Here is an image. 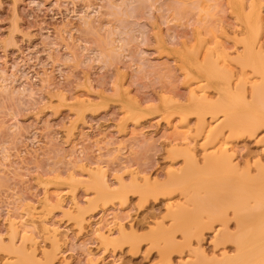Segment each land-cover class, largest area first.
<instances>
[{
	"label": "rangeland",
	"instance_id": "1",
	"mask_svg": "<svg viewBox=\"0 0 264 264\" xmlns=\"http://www.w3.org/2000/svg\"><path fill=\"white\" fill-rule=\"evenodd\" d=\"M262 29L264 0H0V264L235 255L209 228L177 229L175 177L220 146L241 170L264 165L259 126L232 131L194 98L256 105L259 79L238 92L229 73Z\"/></svg>",
	"mask_w": 264,
	"mask_h": 264
},
{
	"label": "bare ground",
	"instance_id": "2",
	"mask_svg": "<svg viewBox=\"0 0 264 264\" xmlns=\"http://www.w3.org/2000/svg\"><path fill=\"white\" fill-rule=\"evenodd\" d=\"M256 62L258 61L256 60ZM259 65L258 67H260ZM212 73L214 76H218V72L215 69L212 70ZM230 92L229 94H231ZM194 98L195 100L199 99L196 100V107L201 112L206 111L213 115L224 113L227 119L226 126L232 131L239 132L246 129L252 133V130L261 124L262 95L260 84L256 85L254 101L256 105L253 104L255 105L256 111H254L256 113L252 112L251 107L253 105L248 107L249 111L236 110L237 105L235 103L230 104L226 98L219 102L209 101L203 97ZM222 133V130L212 133L210 136L211 140L221 138ZM218 149V153L206 159L202 168H199L193 158L187 157V170L183 171H188V174L185 178H179L182 175H179L178 178L175 177V181L181 183V187H178V189L183 188L182 191H185L189 206L181 207L174 211L172 219L176 222L177 229L184 234L192 232L193 227L197 225L205 227V229H211L212 224L216 220L222 219L227 222L225 224L227 232L226 234L222 233L218 238V243L225 247L228 244L225 243L227 236V239L235 245V255L231 256L225 250L226 252L222 253V256L220 255L221 258L207 259L204 252H198L200 254L195 262L193 261L191 264H260V261L264 259V165L258 164L256 172H253L251 168L241 170L239 165L234 163L233 155L229 151L223 150L222 146ZM103 186L107 189L108 185L106 186L103 183ZM103 186L99 187L102 188ZM147 186V193L149 191L155 192V186L150 184ZM157 192L155 193L157 194ZM106 194L108 197L107 192ZM228 210L232 212H228ZM230 212L231 214H229ZM203 214H207L210 221L207 220L208 222H205ZM231 222L237 225L233 232L230 230Z\"/></svg>",
	"mask_w": 264,
	"mask_h": 264
},
{
	"label": "snow or ice",
	"instance_id": "3",
	"mask_svg": "<svg viewBox=\"0 0 264 264\" xmlns=\"http://www.w3.org/2000/svg\"><path fill=\"white\" fill-rule=\"evenodd\" d=\"M243 28V25H241ZM229 41L231 40V37L228 38ZM243 58H236L235 63L233 64L232 71L229 73V76L231 77V83L236 85V89L239 92L242 88V86L246 87L247 81L245 77L248 75L249 72H253V76L249 79H259L260 81V89H261V95H262V120L261 124L259 126V130L257 132V135L260 137L259 142L264 145V29L261 30L260 34L257 35L254 31L251 33L249 38H245L243 40L239 41ZM249 44H251V47L255 49L257 46L259 47V57H260V72L256 74L254 72V67L250 60L247 59V53ZM229 48L233 52L235 56L236 49L231 48V44H229ZM237 77H239L237 79ZM215 95V93H213ZM256 96V85L253 84L252 87V101H255ZM171 171V170H170ZM227 222L225 220H216L212 226L211 231L215 233V236L219 238L222 233L226 234L227 229L225 228V224ZM232 228H237L236 224H232ZM197 236L192 237V243H196ZM218 243V239H213V244L215 245ZM225 243H231L230 240L227 239V236L225 238ZM184 255H187V252H182L180 254L181 259L179 260V264H186L184 259L182 258ZM158 264H177L176 258H173L171 260H166L162 262H158ZM187 264H191V262H187ZM260 264H264V259L260 261Z\"/></svg>",
	"mask_w": 264,
	"mask_h": 264
}]
</instances>
